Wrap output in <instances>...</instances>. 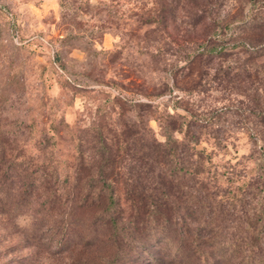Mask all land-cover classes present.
I'll return each mask as SVG.
<instances>
[{
    "label": "rangeland",
    "instance_id": "374dc122",
    "mask_svg": "<svg viewBox=\"0 0 264 264\" xmlns=\"http://www.w3.org/2000/svg\"><path fill=\"white\" fill-rule=\"evenodd\" d=\"M258 16L264 0H0V129L64 171L95 127L110 136L125 121L163 141L166 130L180 137L192 112L214 189L254 181L264 170V126L252 113L264 109V28L244 23ZM6 189L0 264L108 256L104 245L52 253L35 223L15 217Z\"/></svg>",
    "mask_w": 264,
    "mask_h": 264
},
{
    "label": "trees",
    "instance_id": "16d2710c",
    "mask_svg": "<svg viewBox=\"0 0 264 264\" xmlns=\"http://www.w3.org/2000/svg\"><path fill=\"white\" fill-rule=\"evenodd\" d=\"M244 25L264 28V16ZM252 113L264 126V109ZM203 123L190 112L175 129L180 137L166 130L163 141L125 121L110 136L95 127L74 142L77 154L64 171L0 129V192L10 187L15 217L35 223L54 254L104 245L102 264H264V170L254 181L214 189L204 176L206 155L194 145ZM87 255L74 263L88 264Z\"/></svg>",
    "mask_w": 264,
    "mask_h": 264
}]
</instances>
